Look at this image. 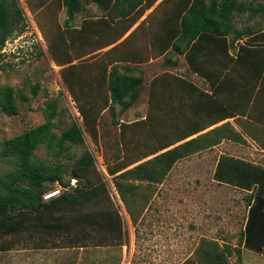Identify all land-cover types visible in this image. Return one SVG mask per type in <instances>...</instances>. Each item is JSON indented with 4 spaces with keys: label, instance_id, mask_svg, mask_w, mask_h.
I'll return each mask as SVG.
<instances>
[{
    "label": "crops",
    "instance_id": "crops-1",
    "mask_svg": "<svg viewBox=\"0 0 264 264\" xmlns=\"http://www.w3.org/2000/svg\"><path fill=\"white\" fill-rule=\"evenodd\" d=\"M57 1L54 37H67L72 31V42L82 45L73 59H87L94 67L89 74L91 88L96 89L97 78L114 66L122 73L143 77L137 100L126 110L119 104L126 131H133L131 159L110 174L115 189L114 177L121 175L120 184L132 188L129 203L136 199L137 204L130 211L116 190L129 243L13 247L4 250L9 252L8 264H131L134 228L144 227L149 237L171 236V230L175 231L171 218L162 227L165 231L148 226L150 206L164 201L162 188L174 172L211 173L219 188L252 193L255 185L246 186L252 177L242 174L250 168L241 161L264 167V28L252 25L263 17L264 0H231L235 29L219 38L200 33L191 42L182 38L181 25L196 0H78L71 17L64 1ZM40 4L33 9L42 12L46 4ZM255 47L263 51H253ZM142 145L149 149L138 153ZM124 154L123 146L122 159ZM145 173H153V179L145 178ZM249 209L250 204L244 230ZM143 241V250L154 248L149 238ZM208 244L209 238L201 244L200 264H214ZM246 250L264 255L242 244L243 255Z\"/></svg>",
    "mask_w": 264,
    "mask_h": 264
},
{
    "label": "rangeland",
    "instance_id": "rangeland-1",
    "mask_svg": "<svg viewBox=\"0 0 264 264\" xmlns=\"http://www.w3.org/2000/svg\"><path fill=\"white\" fill-rule=\"evenodd\" d=\"M29 1L5 0L10 6L14 7L16 4L22 12V19L21 24L7 39L5 46L0 49V85L10 84L19 91L17 94L19 111L8 115L0 108V144L4 139L44 123L48 109L54 108L56 115L52 120L53 131L61 134L71 122L76 121L84 130L85 142L67 150H61L57 145L48 147L43 143L36 150L37 156L46 164L56 166L59 163L73 164L86 151L91 152L97 171L107 182L109 193L115 205L121 210L120 199L116 194L118 189L111 185L112 177L108 169L121 167L131 159L128 150L132 147L130 134L133 131L132 129L126 131V124L121 121L119 104L95 114L97 138L94 139L87 131L79 109L80 105L74 99L70 86L71 83L75 85L83 79L88 81L90 71L94 70V67H90L87 59L81 61L73 59L80 54V50L72 42L49 43L48 40L54 39L56 34L54 24L58 14L55 10L58 1L51 0L52 3L49 4L47 2L49 0H36L32 6L40 8L42 5L40 3L46 4L42 13L27 5ZM49 5L53 9L48 8ZM258 19L259 24L252 25L259 29L264 28V13L263 17ZM69 57H72L70 63H68ZM65 77L71 81L67 83ZM31 84L39 85L36 95L31 92ZM78 86L72 88L77 92ZM21 91L30 98L23 99L20 95ZM80 93L81 99L90 96L88 91ZM122 129L125 130L124 134ZM122 145L125 151L123 159ZM145 149H149V146L142 145L137 152L143 153ZM10 167L9 162L0 161V177ZM65 179L67 180V177ZM74 184L77 185L76 179L71 180V186ZM47 186L61 189V192L66 189L59 183H47ZM217 186L212 181L211 173H203V175L191 171L171 173L166 186L162 188L161 195L164 201L153 202L150 206L153 211L150 210L148 226L149 228L154 226L161 232L165 231L162 227H166L168 218H171L175 231L171 230V236L149 237L144 227L134 228L131 264H200L201 244L207 238H209V251L216 258L218 252L222 255L219 259L220 264H242L244 259L245 264H264V255L261 253L246 250L243 255L242 251H238L243 242L244 224L251 194L227 186L223 188ZM150 196L152 194L146 197L150 198ZM135 202L131 200L129 206L131 208L136 206ZM143 238H149V243L154 244V248L149 246L151 250H143ZM129 240V229L124 220L121 241L129 243ZM117 241L120 240H113V243ZM2 242L8 244L13 242L14 247L17 248H40V246L53 248L68 246L70 240L68 236L59 240L56 233L42 230L33 234L24 231L16 236L0 237V244ZM152 249H160V251L153 252ZM8 253L0 250V264H8Z\"/></svg>",
    "mask_w": 264,
    "mask_h": 264
},
{
    "label": "trees",
    "instance_id": "trees-1",
    "mask_svg": "<svg viewBox=\"0 0 264 264\" xmlns=\"http://www.w3.org/2000/svg\"><path fill=\"white\" fill-rule=\"evenodd\" d=\"M63 1L71 17L75 10L74 6L79 1ZM201 1L196 0L183 15L182 38H187L188 42H191L204 32L219 38L235 29L231 23L234 8L231 0L221 4L217 3V0H212L207 5L202 3L203 6L200 4ZM228 6L232 8L227 10ZM21 19L22 12L16 4L13 7L6 4L5 0H0V49L21 24ZM199 22L202 24H197ZM48 41L54 44H70L72 31H69L67 37L65 35L60 38L54 37ZM75 45L82 49V45L81 47ZM254 45H243L242 48ZM253 51L260 52L263 49L259 51V48L255 47ZM68 59V63L72 62V57ZM65 79L67 83L71 81L67 77ZM75 80L74 78V82ZM87 80L83 79L80 83L78 81L75 85L71 83L70 89L80 105L85 127L95 139L97 138L95 114L106 108H114L116 104L122 105V110H126L137 100L143 77L122 73L114 66L109 73L106 69L102 77L97 78L96 89L91 88L92 80L90 78ZM73 86H78V93ZM38 91L39 85L31 84L32 94L36 95ZM85 91H88L90 96L81 99L79 94ZM18 92L10 84L0 85V108L8 115L19 111ZM20 95L26 100L30 98L23 91ZM55 115L54 108L48 109L44 123L1 141L0 161L9 162L11 167L0 177V237L16 236L24 231L33 234L35 231L47 230L48 233H56L59 240L68 236L70 240L68 244L71 246L105 245L116 239L121 241L124 218L109 193L107 182L97 171L92 153L86 151L73 164L59 163L56 166L46 164L37 156L36 150L43 143L48 147L57 145L61 150H67L85 142L84 130L76 121L71 122L61 134L55 133L52 121ZM241 163L250 168L249 173H241L246 176L250 174L253 179L246 186L250 188L252 184L255 185L250 197L249 216L242 244L264 254V167L245 161ZM119 169L109 168L108 172L116 174ZM145 175V178L153 179V173ZM120 176L114 177V181L121 198L131 211L128 198L131 197L132 188L122 186L117 180ZM72 179L77 180L76 186H71ZM47 183H59L66 189L59 196L45 200L43 194L53 189L49 188ZM13 247V242L0 244V250H10ZM217 256L212 257L214 264H220L219 259L222 255L218 253Z\"/></svg>",
    "mask_w": 264,
    "mask_h": 264
},
{
    "label": "built area",
    "instance_id": "built-area-1",
    "mask_svg": "<svg viewBox=\"0 0 264 264\" xmlns=\"http://www.w3.org/2000/svg\"><path fill=\"white\" fill-rule=\"evenodd\" d=\"M61 194V189H53L49 190L48 192L44 193L43 197L45 200H49L53 197L59 196Z\"/></svg>",
    "mask_w": 264,
    "mask_h": 264
}]
</instances>
